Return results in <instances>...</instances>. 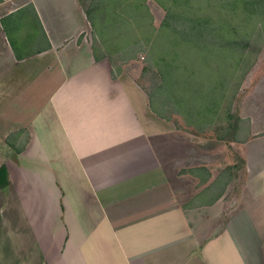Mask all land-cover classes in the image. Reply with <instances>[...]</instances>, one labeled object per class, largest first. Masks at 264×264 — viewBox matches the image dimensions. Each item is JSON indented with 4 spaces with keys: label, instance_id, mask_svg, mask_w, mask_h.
<instances>
[{
    "label": "crops",
    "instance_id": "obj_1",
    "mask_svg": "<svg viewBox=\"0 0 264 264\" xmlns=\"http://www.w3.org/2000/svg\"><path fill=\"white\" fill-rule=\"evenodd\" d=\"M109 68L81 0H0V264H264V114L250 109L248 157L228 142L249 185L236 199L227 143L163 142L130 104L146 95L106 86ZM211 154L231 177L209 198L225 175Z\"/></svg>",
    "mask_w": 264,
    "mask_h": 264
},
{
    "label": "rangeland",
    "instance_id": "obj_2",
    "mask_svg": "<svg viewBox=\"0 0 264 264\" xmlns=\"http://www.w3.org/2000/svg\"><path fill=\"white\" fill-rule=\"evenodd\" d=\"M157 1L175 12L189 10L177 5V7H171V0H81L94 22V32L91 30L94 54L97 60L105 58L110 62V68L105 71L111 73V83L106 81V86L117 88L130 85L143 92L146 95L144 102L138 100L133 103L131 101L130 104L140 106L142 103V108L136 110L138 115L142 120L155 123L161 128L163 142L173 139L183 140L188 136L205 138L206 142L203 146H209V148L213 146L212 141L226 142V157L229 162L234 160V168L237 169L229 192L235 194V198L238 199L241 188L247 185L243 172L245 162L235 156L232 157L228 142L242 144V152L248 157L249 140L259 137L250 136L248 115L250 109L256 106L260 114H264V91L256 89L257 84L264 85V79L257 80L264 73V18L259 15V12L255 13L251 48L243 57L233 79V88L225 94L223 99L220 97L222 91L217 89L212 96L215 102L214 107L206 110V104L211 99L209 90L213 74H211L210 66L217 71H215V78L222 77L220 60L208 59L204 55H192L196 50L192 52L183 47L179 48L167 37L169 34L166 36L159 34L165 11ZM154 37H161L156 45H153ZM210 49L218 50L216 46H211ZM182 50L186 55L191 52V56H186L179 62L182 71L170 77L169 81L173 83L169 90L166 84L169 77L162 72L165 69L163 55L179 53ZM192 68H196L194 74L191 72ZM257 73L259 75L255 77L254 74ZM255 91L258 94L256 99ZM148 93L152 94V100H149ZM151 107L159 115L155 114ZM2 135L3 133L0 132V136ZM27 136L28 132L25 128H17L7 137V140L12 138L13 149L20 150L25 147L24 141ZM191 141L194 142V153L196 152L194 155L201 154L202 150L197 148L202 146L200 140L195 138ZM171 150L169 144L162 143L160 151L163 157L167 156ZM192 160L190 166L200 163L195 158ZM207 164L217 175L229 169L226 162L221 160L217 163V157L213 154ZM169 167V165L166 166L167 169ZM238 170L241 171L238 172ZM1 177H3L2 173ZM230 177L231 173L227 172L224 176L217 177L215 184L204 189H208L210 196L213 193L216 194L223 184H227ZM247 192H250L249 187Z\"/></svg>",
    "mask_w": 264,
    "mask_h": 264
},
{
    "label": "trees",
    "instance_id": "obj_3",
    "mask_svg": "<svg viewBox=\"0 0 264 264\" xmlns=\"http://www.w3.org/2000/svg\"><path fill=\"white\" fill-rule=\"evenodd\" d=\"M157 3L165 11L159 34L163 36L169 34L167 37L179 48L183 47L189 49V51L192 50V52L196 50L192 55H204L208 59L218 58L220 60L219 66L222 77L215 78L217 71L210 66L211 74H213L211 76L212 85L209 90L211 99L206 104V110L212 109L215 105L212 99L213 93L219 89L222 91L220 97L223 99L225 94L233 88V79L239 70L243 57L251 48L255 13L259 12V15L264 18V0H171V7L181 6L189 9H186L187 11L179 10V12L166 8L158 1ZM85 15L91 30L94 32V22L86 9ZM161 37H154L153 45H156ZM211 46H216L218 50L212 51ZM11 47L16 58H20L12 42ZM36 52L38 51L34 53ZM190 54L191 52H188L186 55L182 50L179 53L163 55L165 69L162 72L169 77L166 83L169 90L172 88L173 83L169 81L170 77L182 71L179 62L186 56H191ZM94 56L96 58L95 54ZM191 72L194 74L196 68H192ZM147 95L149 100H152V94L148 93ZM151 110L159 115L154 108L151 107ZM1 173L4 175L2 169L0 170V176Z\"/></svg>",
    "mask_w": 264,
    "mask_h": 264
}]
</instances>
